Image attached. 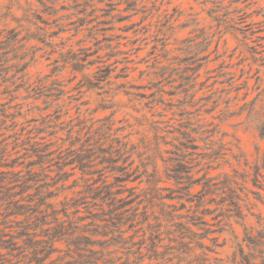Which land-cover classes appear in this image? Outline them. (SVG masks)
<instances>
[{"label":"rangeland","instance_id":"rangeland-1","mask_svg":"<svg viewBox=\"0 0 264 264\" xmlns=\"http://www.w3.org/2000/svg\"><path fill=\"white\" fill-rule=\"evenodd\" d=\"M263 126L264 0H0V240L22 247L2 244L0 264L28 262L25 227L46 240L69 221L116 264L150 256L155 236L163 259L142 264L193 261L179 224L212 232L208 264H233L245 233H264ZM176 169L183 197L169 199ZM103 182L125 202L116 228L88 192ZM55 247L44 264L81 253Z\"/></svg>","mask_w":264,"mask_h":264},{"label":"trees","instance_id":"trees-1","mask_svg":"<svg viewBox=\"0 0 264 264\" xmlns=\"http://www.w3.org/2000/svg\"><path fill=\"white\" fill-rule=\"evenodd\" d=\"M260 136L262 139H264V126L260 128ZM255 177L256 179L261 174V170L264 171V154L262 157V162L260 165L255 166ZM180 170H175V173L173 176H170V179H173L176 184V189L171 190L169 194V199H181L183 196L180 195V191L184 190V186L182 184V180L184 179V176ZM211 180L207 179L203 182V189L199 192V195H196V205L200 206L201 203H203V198L207 193L210 192L211 189ZM183 187V188H182ZM189 188V187H187ZM89 193L93 194L96 198H101L103 200L108 201V205L111 208L109 209L103 216H106L107 218H104L106 221L110 224V226L116 228V218L118 219V214H116V207L124 204L125 202H122L118 200L116 202V199L113 197V194L110 190V187L108 184H105L103 182L102 186H98L94 189H89ZM177 193V196H174L173 194ZM191 195L190 193L187 194V196ZM49 197V193L46 194V198ZM233 195L229 197L231 205L235 208V215H240V206L236 203L234 200ZM43 197L40 198V201H43ZM238 199V198H236ZM87 203L86 197L79 198L78 200H75L71 206L78 209L80 205H85ZM42 204V203H41ZM26 209L24 205L20 206H14V211L10 214H18L17 211H21ZM208 210H204L203 212H198V210L193 212V215L191 216V222L190 224L193 227H198L201 225H206V221L203 219V216L207 214ZM76 212H79V210H76ZM56 214V213H53ZM210 214V212H208ZM67 217V215H66ZM55 222L57 220H54ZM37 227L49 225V223L46 222L45 216H41V218L37 219L36 222ZM179 230H182L180 232V248L183 253H189L192 251V248L189 246L190 243L195 242V246L202 250V253L199 257L195 258L193 261H189L188 264H208L209 258L207 253H205L208 248L202 243V240L207 238L209 233H212L209 230H205L204 233H197L192 230L191 227L184 226L179 224L178 225ZM28 227H25L23 231L21 232L22 235L26 236V240L24 242V247L20 251V254H23L26 251H29L28 254L22 255L23 258L29 255V260L27 263L23 264H44V262L49 258V256L57 251V248L55 247L56 242L64 241L68 247H73L75 250L80 251L81 253H78L77 258H73L72 261L67 262L66 264H116V261H114L111 258H106L107 254H103L101 252H94L90 249V247L96 245L95 241H93L90 237L87 235L79 234L77 235V228L75 226H72L71 221L69 222H61L58 223L55 227H50L46 229L47 232L46 240H37V235L30 233ZM76 234L74 238L72 236ZM187 238L190 240V242L184 243L183 240ZM157 239V236L151 238L150 242V248H148V252H150V256L146 257V255L141 254V246H139V249L137 251L131 252L129 250L130 254L134 255L135 258V264H142V262L147 258L149 260H157L158 258L163 259V255H160L157 253V243L155 240ZM212 240V238L210 239ZM3 240H0V246L6 245V249L17 250L18 247L17 243L13 240L2 242ZM125 243H127L126 239L120 240ZM214 241V240H213ZM113 242L116 243V238L113 239ZM102 245V244H100ZM132 245L134 246L135 243L132 242ZM217 245V244H214ZM237 249L233 257V264H264V259L261 262H257V258L260 256H256L255 252L258 251L259 254H263V252L260 250L262 247H264V233L260 232L257 235H253L249 232H246L244 235V238L242 239L241 243H238L236 245ZM244 247L247 248L248 252L245 251ZM170 261V260H169ZM13 264H22L21 262L17 261ZM178 264V263H177Z\"/></svg>","mask_w":264,"mask_h":264}]
</instances>
